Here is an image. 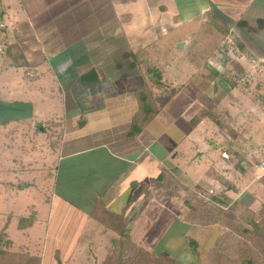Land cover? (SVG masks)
<instances>
[{
  "label": "crops",
  "instance_id": "obj_1",
  "mask_svg": "<svg viewBox=\"0 0 264 264\" xmlns=\"http://www.w3.org/2000/svg\"><path fill=\"white\" fill-rule=\"evenodd\" d=\"M189 28L206 34L180 32ZM156 45L167 51L154 61L147 51ZM148 61L161 66L148 68ZM92 69L95 81L86 79ZM154 72L190 75L131 136L139 91ZM236 73L239 86L226 82L231 92L232 84L241 92L249 82L264 94V0H0V137L22 146L23 137L39 144L48 138L58 152L53 195L24 229L21 246L5 228L25 254L21 262L113 264L121 238L144 253L172 255L184 241L199 242L200 231L216 233V224L189 218L195 187L212 186V200L221 196L225 210L258 212L264 190L243 173L258 170L264 142H248L247 130L211 119L218 128L209 141L219 145L207 146L206 162L196 165L199 142L209 137L193 131L201 123L210 128V116L201 114L218 104L211 96L217 78ZM210 83L212 90L203 88ZM199 168L204 176L196 180Z\"/></svg>",
  "mask_w": 264,
  "mask_h": 264
},
{
  "label": "rangeland",
  "instance_id": "obj_2",
  "mask_svg": "<svg viewBox=\"0 0 264 264\" xmlns=\"http://www.w3.org/2000/svg\"><path fill=\"white\" fill-rule=\"evenodd\" d=\"M216 22L219 23L220 26H226L221 16H219ZM189 26L191 27V25ZM211 31L214 33L216 32L213 29ZM219 31L221 32L219 37H222L221 39L223 40L225 37L223 35L224 31L222 29ZM180 32H190L193 36H196L197 34H200V36H205L206 34L205 30L198 32L197 30H193L191 28H189V30L184 29ZM216 36H211V39L213 40V38H216ZM225 47L226 46L223 45L224 49ZM151 50L153 51H147V53L152 54L151 57L154 61H156L155 54L158 52H160V54H165L167 51L165 48H161L158 45L153 46ZM220 63L223 64V61ZM238 64L239 62H235L232 66L236 67ZM159 65L161 66L159 62H147L148 68H157ZM237 73L229 77L221 74V78H217L218 80L216 85L218 86V91H215L214 95L211 96L214 104H216V102H218V104L215 108L209 110L212 116L206 117L204 119L205 122L210 123V128H208L207 131V125L201 123V126L199 125L198 127L199 130L196 129L193 131V137H209L207 141L206 139H202L201 142H199V147L203 151V158L200 159L196 165L202 163L204 164L206 162L207 158L205 159L204 157H206L207 154V146L219 145L213 139L209 141L210 138L213 137L212 132H215V130L218 128L215 122H213V120L211 121V119H215L216 122H219L222 127L224 126V129H227L228 123L231 122L236 128H243L247 130L251 133V137L249 138L248 142L251 141L254 144H256V142H264V113L263 110L259 109L258 105L255 104L257 101L261 100L260 96L264 97V94L261 95L256 93L255 90H251L252 88H249V82H244V89H241V92H234V89H236L234 88L235 84H238V86L240 84V81L236 82V79H238ZM189 75V73L184 72V74L181 75L183 78L179 77L178 79L168 77V74L163 75L162 78H166L161 81L164 82L162 85L158 84L156 86L155 84L154 94L151 95L153 103L152 108L154 109L152 112L157 109V106L161 101V97L163 95L170 96L168 91L173 93L176 86L186 81ZM250 80L253 81L252 79ZM230 81L236 82L235 84H232V92L228 88L229 84H226V82L230 83ZM262 83L264 84V80ZM251 85L253 86V84ZM211 86L212 85L210 83V85L207 84L203 88L208 91L209 87V90H212ZM219 89H223L222 91L226 92L219 93ZM245 107H247V109H245ZM150 115L153 117L155 113H151ZM4 136L5 135L0 137V184H3L0 185V234H5V228L9 224L7 227L8 238L14 239L15 237L16 243L18 246H21L22 242L25 241L24 229L31 228L30 225L36 222V217L34 216L38 214V212L43 214L45 208L47 207L43 206V204L47 202V198H51L53 195L55 181L58 176V152L55 150V148L52 149V142L48 140V138L44 139V141L40 142L39 144V139H36L35 137H23L25 146H22L21 143L17 144V141H15L16 137L9 136L8 138ZM19 138V141H21V137ZM220 138L223 140L222 136ZM247 144L248 143L246 142L245 145ZM8 145H10V148L7 147ZM251 165L253 166V163ZM202 176H204V173L201 172V168L197 169V171L194 173V179H202ZM243 176L245 180L256 178L257 182H253L251 185L258 186L259 189L264 190V175L261 174L259 170L247 169L243 173ZM4 183L6 186H4ZM22 183L28 186H23ZM211 188L212 186H201L200 189L195 187L196 191L191 190V198L187 201L189 207L196 206L198 203L200 204V201L207 205L213 204L219 207L222 209L223 215L228 218V230L223 232L225 224L220 222L221 225L217 224L215 235H212L213 233L211 231H200L198 237L199 242H197L196 246L192 245L194 241L189 242L191 243V245H189L190 247L188 246L189 243L187 244L186 241H184L179 251L174 252L172 255L170 254L176 264H234L235 262H237L236 264H242L239 255L234 256V254L239 250L235 251V253L232 255L233 259H235L233 260L234 263L224 262V259L221 258V254H219L221 249L227 248L226 251L229 249H231V251L235 250L233 243H236L232 242V239L235 238V234L238 232V227L236 226L237 222H234L238 221V217L235 216V211H233V209L231 210L227 207L225 210L217 200H212L211 195H216L218 192L213 191ZM247 192L254 193L250 186H248ZM171 205L176 206L174 201L171 203ZM25 216L28 218L32 217V219L34 217L35 220L27 226L20 227L19 221ZM38 224L39 222L35 225L34 230ZM38 229H40V227ZM3 234L0 235V250L2 252L1 257L7 260L6 264L26 263L25 260L21 262V257L23 258L25 255L22 250H20L13 241L11 242L7 238L6 234ZM188 234L194 236L196 234V230L193 229L189 231ZM113 251V255L109 256V259H113V264H157L150 261L147 253H149V255H160L149 251L144 253L138 248L133 247L132 243L126 238H121L119 243L117 242V247ZM174 256H176V259ZM228 258H231V256L228 255ZM33 261L34 259L31 262L28 261V264L33 263Z\"/></svg>",
  "mask_w": 264,
  "mask_h": 264
},
{
  "label": "trees",
  "instance_id": "obj_3",
  "mask_svg": "<svg viewBox=\"0 0 264 264\" xmlns=\"http://www.w3.org/2000/svg\"><path fill=\"white\" fill-rule=\"evenodd\" d=\"M161 80H164V78L161 76V72H154L152 78L147 81V84H145L139 91V108L132 118L129 128V135H137L144 127L145 123L152 118L150 114H156L158 112L159 104L157 109L152 112L154 109L152 108L153 103L151 95L154 94L155 84L156 86L158 84L162 85L164 81L162 82ZM179 88H181V86L176 87L175 91ZM168 93L171 92L168 91ZM202 116H212V114L210 111L205 110L202 112ZM213 200H217L221 205L227 204L226 200H224L221 196L220 198H214ZM200 202L201 203H198L196 206H190L189 218L191 219V222L204 226L214 224L221 225V222L225 224V227L223 226L224 229L228 230V218L223 215L222 209L213 204L207 205L202 201ZM236 210L233 211H235V216L238 217V221H234L237 222L236 226L238 227V232L235 234V238L232 239V242L236 243H233L235 250L231 251V249H229L226 251L227 248L221 249L219 253L222 256L221 258L224 259V262L234 263L233 260L235 259H233L232 255L235 253V251L239 250L234 254V256L239 255L242 264H264V205L258 212L250 209H242L239 207ZM31 220L32 218L23 217L19 221V226L24 227V225L30 224ZM196 244L197 243L195 241L192 243V245L195 246ZM1 254L2 252L0 250V264H6L7 260L3 259ZM228 255L231 256L232 259L228 258ZM147 256L151 262L157 264H176L172 256L167 252H162L157 256L153 254L149 255V253H147ZM236 263L237 262L234 264Z\"/></svg>",
  "mask_w": 264,
  "mask_h": 264
},
{
  "label": "built area",
  "instance_id": "obj_4",
  "mask_svg": "<svg viewBox=\"0 0 264 264\" xmlns=\"http://www.w3.org/2000/svg\"><path fill=\"white\" fill-rule=\"evenodd\" d=\"M257 169L261 174L264 175V153L262 154L261 158L258 160Z\"/></svg>",
  "mask_w": 264,
  "mask_h": 264
},
{
  "label": "water",
  "instance_id": "obj_5",
  "mask_svg": "<svg viewBox=\"0 0 264 264\" xmlns=\"http://www.w3.org/2000/svg\"><path fill=\"white\" fill-rule=\"evenodd\" d=\"M98 76L97 73L94 69L90 70L87 75H86V79L90 80V81H95L97 80Z\"/></svg>",
  "mask_w": 264,
  "mask_h": 264
}]
</instances>
